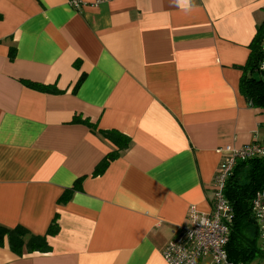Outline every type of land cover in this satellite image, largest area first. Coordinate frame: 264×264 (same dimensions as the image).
Segmentation results:
<instances>
[{
	"label": "crops",
	"instance_id": "obj_1",
	"mask_svg": "<svg viewBox=\"0 0 264 264\" xmlns=\"http://www.w3.org/2000/svg\"><path fill=\"white\" fill-rule=\"evenodd\" d=\"M82 1L0 0V225L50 248L5 239L0 264H167L189 208L212 210L221 150L264 142L238 86L264 0ZM101 130L131 141L94 176L116 148Z\"/></svg>",
	"mask_w": 264,
	"mask_h": 264
},
{
	"label": "trees",
	"instance_id": "obj_2",
	"mask_svg": "<svg viewBox=\"0 0 264 264\" xmlns=\"http://www.w3.org/2000/svg\"><path fill=\"white\" fill-rule=\"evenodd\" d=\"M250 53L245 64L240 68L242 75L239 80V92L251 107L264 111V22L256 30V34L249 45ZM14 55V48L10 51ZM81 78L77 86L81 83ZM28 85L36 90L57 92L54 87L35 83ZM89 126L92 124L85 121ZM94 128V127H93ZM101 136L109 140L116 148L108 153L95 167L93 175L104 172L109 163L116 159L122 150L130 144V138L114 130H101ZM81 179L77 180L71 188L65 189L59 197L58 203H67L74 191L79 190ZM264 190V156L248 160L237 161L225 186V196L233 208L234 218L231 227L227 253L230 261L234 263H251L262 257L258 247V226L251 222V204L255 195ZM56 232V223L53 221L46 235ZM6 239L9 249L16 255L28 252H47L50 250L46 236L31 234L25 227L16 226L8 228L0 225V245Z\"/></svg>",
	"mask_w": 264,
	"mask_h": 264
},
{
	"label": "built area",
	"instance_id": "obj_3",
	"mask_svg": "<svg viewBox=\"0 0 264 264\" xmlns=\"http://www.w3.org/2000/svg\"><path fill=\"white\" fill-rule=\"evenodd\" d=\"M100 1L96 0V3ZM82 4V0H69L73 8ZM221 152L223 158L212 181V210L204 214L194 206L189 208L186 223L179 227L163 250L167 264H199L203 260L210 261V264H245L234 263L228 258L227 243L234 213L225 196V186L237 161L264 156V142H253L239 148L226 146ZM251 213L257 222L259 248L264 254V190L255 195Z\"/></svg>",
	"mask_w": 264,
	"mask_h": 264
},
{
	"label": "water",
	"instance_id": "obj_4",
	"mask_svg": "<svg viewBox=\"0 0 264 264\" xmlns=\"http://www.w3.org/2000/svg\"><path fill=\"white\" fill-rule=\"evenodd\" d=\"M251 222H254V219H251Z\"/></svg>",
	"mask_w": 264,
	"mask_h": 264
}]
</instances>
